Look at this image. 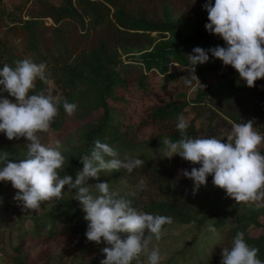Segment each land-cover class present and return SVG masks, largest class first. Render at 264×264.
I'll return each instance as SVG.
<instances>
[{
    "label": "trees",
    "instance_id": "trees-1",
    "mask_svg": "<svg viewBox=\"0 0 264 264\" xmlns=\"http://www.w3.org/2000/svg\"><path fill=\"white\" fill-rule=\"evenodd\" d=\"M206 2L59 0L54 4L49 0H34L25 10V18H15L2 7L0 0V31L7 34L3 35L4 38H16L25 49L23 54H19L17 49L2 40L3 37L0 38V68L4 64L14 67L15 61L26 58L37 64L43 62L50 73L52 95H60L78 105L75 95L81 88H87L91 93V112L101 109L92 122L88 118L79 119L83 120V125L79 124L72 136L61 140V153L65 157L61 175L69 174L75 178L77 170L83 167L80 158L90 156L95 141L108 143L121 159L139 158L144 160V166L130 174L123 169L102 171L99 180L90 179V184L108 182L111 190L130 199L133 206L141 211L171 217L173 222L165 224L163 229L190 223L198 228L207 221L219 228L227 220L233 221L218 244L212 247V253L204 264H220L223 247H231L237 232L245 233L246 242L259 249L258 258L264 261V232L253 235L247 228L249 224H257L256 204H248L250 209L247 213L213 211L205 207L209 202L205 193L200 194L201 187L193 194V182L183 177L180 171H191L192 167L200 165L181 161L180 166L172 169L153 161L154 156L164 152V138L173 141L180 138L176 123L181 113L189 115L186 119L187 135L192 138H218L231 125L248 120L253 121L255 131L264 135V79H258L255 87L251 88L245 81L236 82L224 71L215 74L214 80L206 79L207 72L222 64L209 53V62L196 66L195 75L199 81L192 78L190 85L185 83L183 77L191 76L186 65L187 55L193 48L226 47L222 38L210 34L205 28L208 13L203 5ZM6 19L8 24L3 23ZM45 20L50 23L46 24ZM122 55L127 59H121ZM153 71L161 76L164 84L173 81L174 85L166 89L164 99L142 108L134 129L119 128L120 124L112 119L110 102L124 101V95L131 97L134 95L132 92H148L147 75ZM34 83V92L47 94L46 84L39 79ZM192 87L190 96L186 97V91ZM3 95L14 100L7 93ZM86 115L90 116V112ZM66 116L62 105L59 106L50 128H61ZM146 129L152 131L150 137L138 140L133 137ZM0 139L8 140L4 133H0ZM8 141L24 145L18 162L25 159L26 139L21 137ZM258 150L264 154V143ZM207 179L212 181V176ZM140 181L146 185L144 190L138 188ZM2 189L1 192L12 198L2 203L0 199V216L9 210L13 212L17 206L13 197L18 190L12 187L11 182L6 181ZM64 191H67V186ZM75 191L64 194L50 209L26 212L28 222L25 228H21V221H18L15 231L0 245V253L7 264H100L105 258L102 252L105 244L87 240L86 213L72 198ZM124 236L126 234H122V238ZM32 238L30 251L25 241ZM0 241L3 242L2 235ZM64 246L83 254L68 261L60 257ZM133 264L137 262L133 261Z\"/></svg>",
    "mask_w": 264,
    "mask_h": 264
},
{
    "label": "clouds",
    "instance_id": "clouds-1",
    "mask_svg": "<svg viewBox=\"0 0 264 264\" xmlns=\"http://www.w3.org/2000/svg\"><path fill=\"white\" fill-rule=\"evenodd\" d=\"M203 8L208 13L206 30L222 38L226 47L193 48L186 65L191 76L183 77L185 83L190 85L192 78L198 80L196 66L209 62L211 53L224 66L234 68L249 88L255 87L258 79H264V0H214V3L207 0ZM49 77L45 63L37 64L27 58L15 61L14 67L4 64L0 68V133L8 140L23 137L27 141L25 159L16 163L8 161L7 155L3 157L6 163L0 168V181H10L18 190L13 199L24 213L36 212L44 203L54 206L64 194L75 189L72 198L86 213L87 240L105 244L102 248L105 258L100 264H133V261L143 264L142 253L147 255V264H160V249L152 242L161 239L163 226L171 224L172 218L141 211L130 199L111 190L108 182L89 183L90 179L98 181L102 171L123 169L130 174L143 167L144 160L121 159L108 143L97 140L90 156L80 158L83 167L73 178L61 175L65 164L59 151L61 141L57 140L55 147L41 143L37 133L50 129L59 106L69 117L78 108L76 103L54 96L50 90L48 94L33 91L37 79L51 84ZM187 128L181 113L176 123L180 138L162 140L163 156L171 159L178 154L183 160L200 165L191 171L180 170L183 177L193 182V194L206 186L207 178L212 176L213 185L224 189L238 204L251 202L264 207V154L258 150L264 143V135L254 130L253 121L233 124L226 142L214 136L189 137ZM145 187L144 181H140L138 188ZM208 231L216 233L217 229L209 225ZM122 234L126 236L122 238ZM258 252V248L246 242L244 232H237L231 247H223L220 264H264Z\"/></svg>",
    "mask_w": 264,
    "mask_h": 264
},
{
    "label": "rangeland",
    "instance_id": "rangeland-1",
    "mask_svg": "<svg viewBox=\"0 0 264 264\" xmlns=\"http://www.w3.org/2000/svg\"><path fill=\"white\" fill-rule=\"evenodd\" d=\"M33 1L34 0H1V5L7 12L11 13L15 18L19 16L25 18V10L32 4ZM49 1L54 4H57L59 0ZM3 23L8 24L9 21L6 19L3 21ZM45 23L48 24L50 23V21L45 20ZM3 35L7 34H3V31H0V38L3 37L2 40L4 39L7 45L14 47L13 49H17L19 54H23V50L25 49L20 41L11 36H5L4 38ZM121 59L127 58H125V55H122ZM221 71L226 72L227 75L229 77H232L236 82L243 81L239 78V75L234 68H232L231 66H224L223 63L219 64L216 70L207 72L206 79L214 80L215 74ZM147 76V81L150 85L148 92H132L134 95L131 97L127 98L126 94L124 95V97H126L124 101L116 100L115 102H110V105H112L113 107L111 113L112 119L113 121H116L118 124H120L119 128L129 127L130 129H134L133 126L138 121V117L141 115L142 108L148 104H151L153 102H159L164 99L166 95V89H168L169 86H172L175 83L172 81L170 83L164 84V81L161 76L154 71L152 73L148 72ZM51 87L53 88L52 84H48L46 86L45 90L47 91V94ZM191 90H193V87L186 91V97L190 96ZM75 96L77 97L78 101V108L75 114L71 117L66 116V118L64 119V124L58 130L50 128L47 132H42L43 134L39 133L38 136L40 138V141L46 147H55V142L57 140L61 141L64 140V137L66 136H72L76 127H78V125L81 123L83 125V120L79 119L84 118L85 120L86 118H88L92 122L95 118H97L98 113H100V108L91 112L92 104L90 90H88L87 88H81ZM186 109L187 108H185V110ZM88 112H90V116L86 115ZM184 117L185 119H187L189 115L186 114L184 115ZM82 125L80 127H82ZM231 128L232 125L227 130L222 132L218 136V139H222L223 142H226V137L230 134ZM152 134L153 133L150 129H146L140 130L133 137H135V139L137 140L139 138L146 139ZM17 142L12 143L11 141L9 142L6 139H0V168H2L6 163V161L3 159L5 155H7L8 161L18 163V158L25 148L23 147L24 145L18 144ZM25 142L27 143V141ZM61 150L62 147L60 145L59 151ZM163 154L164 152H161L160 155L154 156V159L153 156H151V158L154 162H160L161 165H163L164 167H171L172 169H175L174 167L180 166L181 161H185L181 159L178 154L174 155L172 157L173 159L164 157ZM172 177L176 178V176L174 175ZM0 182V199H2V203L5 200L11 199L12 196H6L3 192H1L3 191L2 187L5 186L6 181ZM217 188L209 179H207L206 186H201L200 194L205 193L204 196L209 202V204L205 206L206 208L213 209V211L231 210L236 214H240L248 212V210L250 209V206L248 204H255L251 202H242L238 204L233 198L227 195L224 189H221L219 187ZM215 192H218V194H214ZM41 208L46 210L50 209L51 204L44 203L42 204ZM255 217L257 224H249L247 228L250 234L258 235L264 232V207L257 206V213ZM18 221H21V228H25V225L28 222V214L24 213L21 207L18 206V204L16 206V210H14L13 212L9 210V212H6L3 216H0V235L3 236V242L0 241V245L2 243H5L7 241L8 235L15 231V226ZM233 223V221L227 220L222 226L216 228V233L208 231V226L211 225L210 221L205 222L203 226L198 228H196L193 223H190L183 225H174L172 227L163 229L161 239L159 241L153 239L152 242L154 245H157L160 249L162 255V260L160 264H204V262L212 253V247L218 244V242L223 237V232L228 227L233 225ZM33 239L34 238L25 241V244L27 242L26 247L27 249H30V251L31 247H33V245H31L33 243ZM66 248L67 247L64 246V251L60 252V257L67 258L68 261L77 259V255L83 254L82 251H77L72 247H69L67 248V250H65ZM31 255L33 254L31 253ZM84 256L86 258L87 255ZM140 260L141 262H143V264H147V255L145 253H142ZM0 264H7L4 261L1 253Z\"/></svg>",
    "mask_w": 264,
    "mask_h": 264
}]
</instances>
